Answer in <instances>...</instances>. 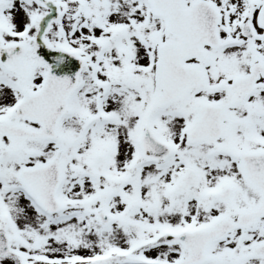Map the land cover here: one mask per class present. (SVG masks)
Instances as JSON below:
<instances>
[{
    "label": "snow or ice",
    "instance_id": "1",
    "mask_svg": "<svg viewBox=\"0 0 264 264\" xmlns=\"http://www.w3.org/2000/svg\"><path fill=\"white\" fill-rule=\"evenodd\" d=\"M0 264H264V0H0Z\"/></svg>",
    "mask_w": 264,
    "mask_h": 264
}]
</instances>
